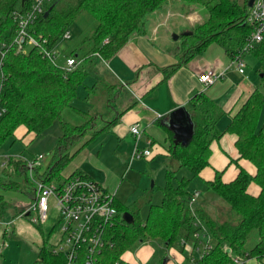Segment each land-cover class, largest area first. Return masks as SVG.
<instances>
[{"label": "trees", "instance_id": "16d2710c", "mask_svg": "<svg viewBox=\"0 0 264 264\" xmlns=\"http://www.w3.org/2000/svg\"><path fill=\"white\" fill-rule=\"evenodd\" d=\"M32 1L0 0V43L9 44L12 41L16 33L12 15L28 10ZM167 1L169 0H52L45 4L44 13L38 16L30 27V32L42 35L52 45L81 13H87L95 22L91 34L82 41L87 44L88 49L71 72H64L52 65L35 49L29 50L27 54L15 53L13 47L5 51L0 65V102L5 108V113L0 118V148L13 137L19 127L24 128L25 134L31 133L37 137L46 132L54 122H58L61 134L52 150V160L46 166L41 164L35 167L34 176L45 182L54 180L62 183L65 176L75 174L74 171L68 174L63 172L93 136L110 129L118 119L114 113L111 120L97 127V113L90 114L72 106L73 100L79 98V86L84 85L87 91L84 98L86 100L99 89V83L91 86L84 84L95 70L93 55L97 53L104 60H109L131 36L145 34L147 17L161 9ZM181 1L199 5L205 10V17L187 34L179 36L181 60L174 66L162 69L163 79H167L177 66L185 64L213 43L220 46L231 58L246 43L251 31L250 26L245 23L248 0ZM249 53L254 54L260 62L261 89L253 90L232 116L226 131L236 136L235 147L239 158L253 164L255 174L250 175L236 161L231 160L238 167V173L232 181L224 183L221 180V171L215 172L212 180L204 181L208 192L229 206L230 210L226 211L233 214L232 218L223 219L224 211L218 207L214 209L212 216L203 206L197 205L193 215L188 206L191 195L188 185L208 166L210 145L222 135L217 127V121L223 115L222 110L205 93L198 92L189 99L187 105L193 122L190 141L186 145H180L168 137L166 155L176 163V168H187L191 177L177 179L176 169L167 170L164 184L160 188L162 199L158 205L149 203L145 218H140L137 211H130L127 207L120 208L115 203L117 217L106 235L110 245L104 246L98 255L99 264H126L121 256L143 243L161 242L167 249L179 245L181 239L191 242L195 218L204 224L214 246L194 264H233V255H246L257 260L264 257V132L256 128L259 113L264 109V37ZM69 55L76 57L78 53L74 51ZM103 86L107 92L106 105L111 106L114 112L120 86L114 83ZM66 108H72L81 114L84 122L78 126L66 122L62 118V111ZM89 132L92 134L85 139L82 146L74 148ZM42 169L44 171L40 172ZM27 170L23 160L8 157L6 166L0 171V216L8 207L5 192H22L29 195L30 201L34 199V186L29 183ZM22 182L27 185L23 186ZM251 182L260 189L256 196L247 192ZM124 212L131 214L132 223L127 224L122 219ZM35 226L40 228L39 225ZM253 235L256 241L247 246ZM224 247L230 249V252L226 253ZM36 263L64 264V257L62 254H52L44 240L33 264ZM76 264H84L83 258H79Z\"/></svg>", "mask_w": 264, "mask_h": 264}, {"label": "rangeland", "instance_id": "374dc122", "mask_svg": "<svg viewBox=\"0 0 264 264\" xmlns=\"http://www.w3.org/2000/svg\"><path fill=\"white\" fill-rule=\"evenodd\" d=\"M238 1L241 2L242 0ZM170 3L188 7L185 11L191 10L192 12L193 8L197 9L200 12L202 11L205 15V10L199 7V5L189 4L188 2L181 0H169L166 2V4ZM159 10L154 12H158ZM174 10L177 13H183L182 9L180 10L178 7ZM180 18L181 16L176 14L174 20ZM94 26L95 22L89 14L81 13L66 30L69 33V36L65 38L63 33L58 41L55 44H52V47L58 51V57L56 60L58 66L63 64L64 59L73 57L69 54L74 51L78 53L76 59L78 60V63L80 62L81 57L84 56L88 49L87 44L82 41L85 37L91 34ZM190 29H192V27ZM93 58L96 63L95 70L85 80L84 84L85 86H91L94 83H99V89L95 94L89 97L88 100H86L84 98L86 97L87 91L84 88V85L79 86L77 88V95L79 98L73 100L72 106L77 110L86 111L90 114L97 113L98 117L96 118V126L101 127L105 124V121L111 120L115 114L112 112L111 106H107L105 102L107 92L103 84L111 83V80L105 75L107 60H104L97 53L93 55ZM242 59L246 64L243 76L249 78L254 87L261 89L259 84V60L252 53L243 55ZM236 79V68L234 66H229L224 77L211 86V89H222L219 86L221 84H225L224 86H228L231 83L232 85H235ZM62 118L69 124L75 126L81 125L84 122L83 116L72 108L64 109L62 111ZM224 119H226V115L221 117L220 125ZM256 128L257 130H262L264 132V109L259 113ZM60 134L61 131L58 122H54L46 132L37 137L31 133L25 134L24 128L19 127L15 130L13 137L0 148V155H8V157L12 156L16 159H18V155H21L26 159H30L39 153H42L44 154V158L41 163L46 166L52 160V150ZM91 134V132L87 133L86 137L81 139L74 148L82 146L85 139ZM133 142L134 138L131 140L130 136L117 137L113 134L112 130L106 129L93 136L87 144L77 152L69 165L66 166L63 173L68 174L67 172L74 171L75 173L82 172L87 174L92 180L104 186L109 192L115 193L116 203H118L120 208L127 207L130 211H137L140 218H145L148 213L149 203L158 205L162 199L160 188L164 184V176L167 170L176 169L175 174L177 179L182 177L190 178L191 174L185 167L176 168V163L170 158L164 156L165 151L162 149L160 150L159 146L154 144L147 146V149L150 151L148 157L131 160V152L134 146ZM143 143L144 138L142 137L140 148L144 147ZM2 169L0 168V171ZM41 171L44 170L42 169L40 172ZM27 176L29 178L28 171ZM29 183L32 185L30 181ZM197 183H200L197 178L191 180L188 185V190L196 187ZM26 185L27 184L24 182L23 186ZM194 192L198 193L195 203L200 199L202 203L201 206H203L205 211L210 215L214 216V209L218 207L224 211L223 219L229 220L232 218L233 214L227 212L230 210L229 206L220 198L216 197L211 192H208L206 187L202 189L201 197H199L200 191ZM4 196L8 201V207L0 216V223H10L8 228L11 233L10 235H7L10 247L1 257L2 264H25L29 259V247L27 245L29 243L28 239L30 241L32 236V231L27 230V227L30 229L33 228L34 230L36 226L30 221V218L34 216L33 213H31L30 216H23L21 218H19L21 215L19 213L29 205L31 202L29 200L30 197L27 194L15 191H7L4 193ZM49 207L46 221L39 225L48 247H50L51 244H54L58 238L57 233L52 232V227L57 221V214L52 207L51 202ZM219 218H222V216ZM21 224L23 225V228L21 229V233H19L18 227ZM255 241L256 237L253 235L249 239L247 246L253 245ZM175 250L182 251L181 253H183L184 256L183 263L188 264L186 252L180 245L165 249L161 242L143 243L136 249L129 251V253H124L122 258L127 261L128 264H162L163 260L166 262L164 255L170 256V251L175 252ZM34 259L35 256H33L32 261H34Z\"/></svg>", "mask_w": 264, "mask_h": 264}, {"label": "crops", "instance_id": "0c3cea01", "mask_svg": "<svg viewBox=\"0 0 264 264\" xmlns=\"http://www.w3.org/2000/svg\"><path fill=\"white\" fill-rule=\"evenodd\" d=\"M177 7L182 9L183 13L175 12L174 9ZM185 9L188 7L170 3L163 6L158 12L150 14L147 17L146 33L131 36L128 42L106 61L105 75L111 80V83L120 86L114 110L118 119L110 127V130L117 137L130 136V139L133 140L129 127L136 123L144 138V147L141 148H147L146 141L149 139L151 145H158L160 150L165 151L164 156L167 155L169 146L168 137L173 139V133L164 124L168 113L179 106H184L188 111V101L196 93H205L222 110L221 117L226 115V119L222 121L221 125V117L217 121V127L222 135L210 145L209 164L196 177L201 184L197 183L196 187L189 190L190 193L200 191L199 197H201L202 189L205 188L204 181L212 180L217 171H221V180L224 183H228L236 177L237 165L250 175L255 174L256 169L253 164L239 158L235 147L236 136L227 132L226 127L232 116L256 87L253 86L249 78L243 76L244 72L243 74L237 72L235 85L232 83L228 86L221 84L219 86L222 89L212 90L211 86L218 79L212 85L203 87L197 80V75L201 71L211 69L215 72H223L224 77L229 67L230 58L220 46L214 43L185 64L177 66L167 79H163L162 69L174 66L181 60L182 50L179 36L188 33L191 27L200 24L205 17L202 11L193 8L191 12V10L185 11ZM176 14L181 18L174 20ZM173 35H177V39H173ZM140 143L141 140L138 144L139 147ZM174 143L179 144L176 141ZM231 160L236 161L237 165L231 163ZM259 190V187L253 182L247 187V192L253 196L258 195ZM201 204L200 199L195 203L197 206H201ZM22 224L19 227L17 225L19 233L23 228ZM9 225L10 223H0V243L7 242V247H0V264H2L3 253L10 247L7 240V235L11 233ZM27 230L32 231V236L30 241L28 239L29 259L25 264H33L39 248L43 244L44 236L41 228L36 227L33 230V228L27 227ZM181 252L175 250V252L170 251V256L164 255L165 264H184V256ZM33 256H35L34 261H32ZM122 260L128 264L123 258ZM244 264H264V257L261 260L248 258Z\"/></svg>", "mask_w": 264, "mask_h": 264}, {"label": "built area", "instance_id": "2783aa9c", "mask_svg": "<svg viewBox=\"0 0 264 264\" xmlns=\"http://www.w3.org/2000/svg\"><path fill=\"white\" fill-rule=\"evenodd\" d=\"M51 1L33 0L28 10L13 13L12 18L16 24V33L9 44L0 43V65L5 51L9 47H13L15 53L22 54H27L29 50L35 49L42 58L65 72H71L74 69L78 63L76 57H68L64 59L63 64L58 66L56 61L58 51L42 35H35L30 32V27L35 23L38 16L44 13V5ZM245 23L251 28L250 35L243 47L229 61V66H234L239 74H243L246 66L242 59L243 55L247 54L264 37V0H254L252 5L248 7ZM64 36L65 38L68 37L69 33L66 31ZM222 77L223 72L207 69L197 75V80L203 87H208ZM4 113L5 109L0 102V118ZM129 132L134 138L131 160L148 157L150 155L149 149L140 148L138 145L142 138V131L138 124L131 125ZM146 145H151L149 139L146 141ZM0 157V168L2 169L6 166L8 155H0ZM17 158L26 163L29 179L34 186L35 193L34 199L20 216H30L33 213L34 216L30 218V221L34 225H40L48 217L51 202L57 214V221L52 227V232L57 233L58 238L54 244L50 245V252L54 255L62 254L64 264H76L81 257L84 264H99L98 255L104 246L110 245L109 239L106 237L107 230L114 225L117 217L115 193L109 192L98 182L79 173L65 176L62 183L54 180L45 182L34 176V168L41 166L44 154L40 153L30 159L21 155H18ZM197 195V192H192L188 201V206L193 215L195 214ZM193 228L191 242L184 239L179 242V245L186 252L188 264H194L202 259L214 246L212 238L198 218L194 219ZM0 247H7V242H1ZM247 259L246 255L231 256L233 264H244Z\"/></svg>", "mask_w": 264, "mask_h": 264}, {"label": "water", "instance_id": "95a60500", "mask_svg": "<svg viewBox=\"0 0 264 264\" xmlns=\"http://www.w3.org/2000/svg\"><path fill=\"white\" fill-rule=\"evenodd\" d=\"M254 0H248L247 7L252 5ZM45 16L47 13L44 14ZM187 34V33H185ZM173 39H177V35L172 36ZM261 76V75H260ZM165 126L173 133L174 142H178L180 145H186L193 133V122L190 115L184 106H179L176 109L168 113L165 119ZM122 219L127 223H132L133 219L130 213L124 212ZM230 249H226V253H229ZM166 259V258H165ZM165 261L163 260L164 264Z\"/></svg>", "mask_w": 264, "mask_h": 264}]
</instances>
